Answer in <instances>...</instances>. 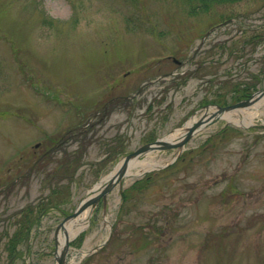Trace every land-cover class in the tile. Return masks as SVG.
Here are the masks:
<instances>
[{
    "label": "rangeland",
    "instance_id": "1",
    "mask_svg": "<svg viewBox=\"0 0 264 264\" xmlns=\"http://www.w3.org/2000/svg\"><path fill=\"white\" fill-rule=\"evenodd\" d=\"M187 7L0 0V264H56V227L126 154L234 103L236 87L264 88V0ZM29 214L43 216L12 255ZM67 264H264V131L220 120L117 186Z\"/></svg>",
    "mask_w": 264,
    "mask_h": 264
},
{
    "label": "water",
    "instance_id": "2",
    "mask_svg": "<svg viewBox=\"0 0 264 264\" xmlns=\"http://www.w3.org/2000/svg\"><path fill=\"white\" fill-rule=\"evenodd\" d=\"M262 97H264V89L259 90L257 93L253 94L249 98L241 100L234 104L226 105V106H215L216 111L213 114H211L209 117L202 116V118L198 120L194 125L188 127L185 135L179 141L172 142L165 140L163 137L157 139L153 143L145 144L139 147L138 149H136L135 151L127 154L124 157L122 164L119 167L117 173L112 177H110L94 195H91L94 193L93 190L90 191L89 196L82 201V203L79 205L77 210L72 215L67 216L63 220V222L57 227L55 231L56 244L58 242V232L61 228L64 227L65 222H67L69 219L77 217L78 215L82 214L86 209L90 207L92 208L96 207L101 199L103 200L104 205H106L108 194L125 177L129 163L133 159L140 158L141 156L153 151H164V150H171L174 148L180 149L192 138V136L195 134L197 130L203 128L204 126H208L216 123L220 118H222L223 114L225 113L238 111L240 109L251 106ZM206 108L208 109L209 106H206ZM257 127L264 128V125H260ZM68 250H69V240H67L62 251L60 253H57L55 256V259L58 264H65Z\"/></svg>",
    "mask_w": 264,
    "mask_h": 264
},
{
    "label": "bare ground",
    "instance_id": "3",
    "mask_svg": "<svg viewBox=\"0 0 264 264\" xmlns=\"http://www.w3.org/2000/svg\"><path fill=\"white\" fill-rule=\"evenodd\" d=\"M264 107V98H262L260 101H258L256 104H254L252 107L247 109H242L240 111L235 112H229L223 114L222 119L226 120L229 123H233L240 127H249L253 124H255V118L261 114L264 113L262 111V108ZM215 109L211 108L210 111L206 112V115H210ZM200 117L194 116L192 117L186 126L183 128L176 129L169 135L165 136V140L168 141H177L183 137V135L186 133V130L189 126L195 124ZM206 128L199 129L195 136L201 135ZM180 151H176L174 153V156L177 155ZM122 161L108 174L105 176L94 188V190H98L104 183L113 175H115L121 166ZM164 164L162 163V160H153V159H133L127 168V172L125 175V178L123 181L118 185V187H124L125 185L129 184L132 180L136 178H141L144 175H146L148 172H151L155 169H158L159 167H162ZM91 212L86 211L80 216L70 220L65 224V229L62 230L59 234V251L63 248L65 245V241L67 239H73L77 234L82 232L86 226L89 224L90 221ZM74 261V259H73Z\"/></svg>",
    "mask_w": 264,
    "mask_h": 264
},
{
    "label": "trees",
    "instance_id": "4",
    "mask_svg": "<svg viewBox=\"0 0 264 264\" xmlns=\"http://www.w3.org/2000/svg\"><path fill=\"white\" fill-rule=\"evenodd\" d=\"M184 2H186L188 4V11L189 14H194L197 15L200 12L206 11L209 9L210 6H212V4H227V3H233V2H237L240 0H182ZM257 37V36H255ZM238 94V96H236V99L242 98L244 96L247 95V93H249V87L248 86H244V87H239V88H235L234 89ZM218 103H223L224 100H222L221 98L219 100H217ZM141 188V187H140ZM29 218L27 220V228L26 229H22L19 230V232H16L12 238L9 250L15 251V247L16 244L19 243L21 240H23L29 232Z\"/></svg>",
    "mask_w": 264,
    "mask_h": 264
}]
</instances>
